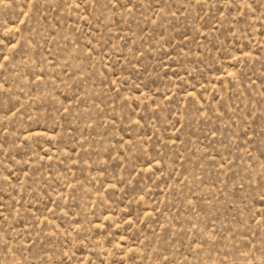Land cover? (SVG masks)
<instances>
[{"label": "rangeland", "instance_id": "1", "mask_svg": "<svg viewBox=\"0 0 264 264\" xmlns=\"http://www.w3.org/2000/svg\"><path fill=\"white\" fill-rule=\"evenodd\" d=\"M0 264H264V0H0Z\"/></svg>", "mask_w": 264, "mask_h": 264}]
</instances>
